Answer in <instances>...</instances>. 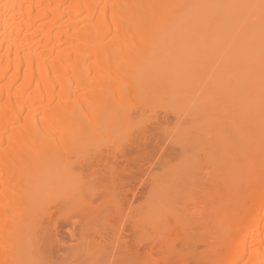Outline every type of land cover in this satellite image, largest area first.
<instances>
[{"label":"bare ground","instance_id":"1","mask_svg":"<svg viewBox=\"0 0 264 264\" xmlns=\"http://www.w3.org/2000/svg\"><path fill=\"white\" fill-rule=\"evenodd\" d=\"M213 65H220L218 76L224 65L243 68L241 122L239 110L231 116L242 123L245 141L234 153L245 154L240 163L233 159L237 178L227 187L215 182L226 189L218 185L214 197L205 194L215 200L207 213L217 216L216 225L205 224L214 230L203 226L214 235L204 242L208 264H264V0H0V264H44L37 216L51 204L69 213L70 152L83 151L84 142L115 124L127 126L137 107L130 100L145 112L168 95L175 100L185 85L193 93L183 83Z\"/></svg>","mask_w":264,"mask_h":264},{"label":"rangeland","instance_id":"2","mask_svg":"<svg viewBox=\"0 0 264 264\" xmlns=\"http://www.w3.org/2000/svg\"><path fill=\"white\" fill-rule=\"evenodd\" d=\"M218 66L220 67V65ZM218 66L215 65L216 69L212 68L214 65L197 68L198 74L195 71L194 76H191L194 74V70H190L192 73L187 71V75L191 76V79L188 78L190 80L194 78L196 81H192L197 84L190 83V80L189 83L187 80L183 84H189L187 89L195 87L197 91L194 88V94L191 92L192 88L190 91L188 90L192 94L188 91L185 92V85L181 90L184 93L180 92L175 100L172 101L171 99L174 98L169 99V95L165 94L166 97L162 98V103L161 101L157 102V105L153 103L151 109L149 107L147 110L144 109L145 112H140L141 110L138 109L137 102L139 101L130 100V102H135L132 103L134 108L137 106L135 113H133L134 110H131L134 117L132 116L131 120L127 121L130 125L127 124L123 129L120 126L122 130H119V127L115 128L116 124L111 128L108 127L109 132L111 131L109 134L105 133L104 136L103 133L101 138L97 134L94 137L99 139L95 140L92 137L93 142L90 140L88 144L84 142L83 146L81 145V149L85 147L83 151L69 153V180L71 182L69 184V211L67 210L69 216L55 212L54 209L57 208L51 210L53 205H48V203L43 205L47 204L48 208L50 206L49 210L51 211L47 209L43 213L44 217L41 214L43 209H39L40 213L37 216L39 224L37 222V226H35L38 227L37 233H34L38 238L36 248L40 250L37 254L43 258L39 263L152 264L153 262V264H164L163 256L169 251L172 252L170 264L209 263L210 249L205 244L208 241L205 240H208L206 237L210 233L206 232H208L207 229L213 228L214 230L215 226L208 228L206 221L207 223L211 222V226L213 223L216 225L214 221L217 216L213 210H211L214 212L212 215L210 212L207 213L209 211L207 209L209 208L208 201L214 205L215 200L213 201V198L207 200L206 197L208 194L211 196L213 192L216 193V187L221 183L227 187V180L233 176L236 177V175H232L233 170H236L232 167L235 168L234 165L236 167L239 165L235 163L232 166L236 162L233 159H237L240 163L245 154L240 151V148L245 145L243 144V142L245 143L244 136L241 134L243 133L241 130L244 129L240 130L239 128V126L243 127L242 123L239 125L241 116H243L241 114L243 111L240 112V109L243 110L241 95L245 93V87H241L245 86L242 83L244 79L241 80L244 77H239L240 74H243L240 70L243 68L233 65L230 69L224 65L225 67L221 66L222 69L220 68L221 76H218L219 74L216 73L219 70ZM207 70L213 74L211 75ZM199 72L203 76L199 75ZM227 72H231L229 74L233 78ZM124 74L127 75V72ZM124 74L123 76H125ZM209 75H215L216 78ZM226 75L228 78L225 80L229 82V85H227L228 83L225 85V80H223ZM212 79L214 86L210 87L209 83L213 81ZM122 84L120 82V85ZM220 86L223 87L221 90ZM200 89L202 94L206 93L205 96H200ZM232 90L233 92H230ZM196 92H198L197 96ZM226 93L229 98L224 96V99L222 95H226ZM234 94H237L236 99ZM198 96L203 98H201L202 101L197 99ZM166 98L169 99V102ZM194 98L197 102L196 105L193 104L195 101L190 102ZM211 98L215 100L213 101ZM228 100L232 103L226 102ZM228 103L231 108L233 106L235 108L232 110ZM128 105L131 108L130 104ZM170 105L174 106L173 110ZM163 106H165L166 113L169 111L167 114L162 112ZM177 106L178 108H175ZM145 107L147 106L145 105ZM238 110L240 115H236ZM137 113L141 116L136 117ZM231 114L236 115L235 117H238L236 121L240 122H235V117L233 119ZM230 116V119L234 121L233 124V121L229 119ZM227 123L229 124L227 125ZM229 126L232 131L229 130ZM234 130L236 133L238 132L239 136L235 134ZM251 146L253 145L250 144ZM237 148L240 149L237 150L239 154L235 155L234 151ZM241 154L243 156H240ZM81 159L84 161L82 162ZM215 182L220 184H216L217 186L214 187ZM222 185L219 186V189L223 191L226 188ZM212 206L210 205V207ZM201 208L202 211L207 209L204 212L208 216L205 217L210 218V221L200 220L202 216L205 219ZM60 209L62 208L60 207ZM52 213L54 214L52 215ZM45 214H48L46 215L48 217H45ZM64 217L66 218L63 219ZM66 219L68 220L65 221ZM52 223L57 225L54 226ZM203 226H206L207 229H203ZM208 237L213 239L214 235ZM149 241L153 245L152 247L147 245ZM212 241L210 242L212 243ZM203 254L206 261L204 257L202 258Z\"/></svg>","mask_w":264,"mask_h":264}]
</instances>
